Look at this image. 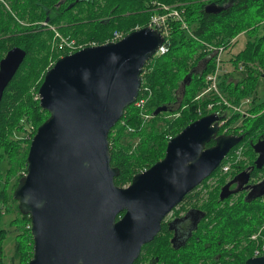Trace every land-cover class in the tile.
Wrapping results in <instances>:
<instances>
[{
	"label": "water",
	"instance_id": "water-1",
	"mask_svg": "<svg viewBox=\"0 0 264 264\" xmlns=\"http://www.w3.org/2000/svg\"><path fill=\"white\" fill-rule=\"evenodd\" d=\"M204 9L216 13L221 7L208 3ZM162 41L145 25L116 42L67 53L45 71L37 98L49 116L30 140L26 174L13 192L20 212L30 217L28 264H132L172 207L242 139L218 134L220 117L207 113L171 137L164 156L128 185L114 184L119 170L110 165L108 133L137 98L142 68ZM24 57L14 46L0 60V102ZM168 109L158 106L151 116ZM252 148L253 167L261 169L264 139ZM242 175L246 183L249 173ZM246 264H264V254Z\"/></svg>",
	"mask_w": 264,
	"mask_h": 264
},
{
	"label": "trees",
	"instance_id": "trees-1",
	"mask_svg": "<svg viewBox=\"0 0 264 264\" xmlns=\"http://www.w3.org/2000/svg\"><path fill=\"white\" fill-rule=\"evenodd\" d=\"M49 2L52 3L53 0ZM158 3L176 5L182 10L191 34L182 29L177 21L169 20L170 36L167 51L151 57L141 71V86L137 98L149 95L144 112L152 115L154 109L161 105H166L170 109L144 119L140 109L132 103L124 109L122 117L108 133L110 165L119 170L114 178V184L117 186H126L135 173L161 159L169 137H173L187 124L209 112L205 109L209 101L219 108L221 111L219 117L224 121L218 134H228L233 130L238 136L243 137L235 146L241 147V156L232 159L229 169L237 171L243 169L248 162L252 163L255 158L252 144L264 128V99L261 95L252 97V105L247 116L230 112L220 96L202 98L201 101L195 98L205 86V75L215 66L213 58L211 59L209 55L212 53L205 49L202 42L215 46L223 45L228 50L231 44L229 41L241 33L246 35L243 47L236 53L229 54L224 61L232 62L235 69L243 68L245 74L238 80L227 78L226 74H223L219 85L223 98L230 104H239L242 99L257 92L256 86L264 76V0H79L74 4L77 9L75 17L69 9L64 10L69 13L61 17L66 22L78 21L75 29L67 25L58 27V30L62 35L74 38L78 42L102 44L114 31L128 33L136 27L147 25L150 14ZM208 3L216 4L221 9L216 13L206 12L204 6ZM43 19L48 20V17L44 16ZM56 19L57 17L50 19L49 22L56 24ZM51 37L52 33H49L48 38L42 40L39 33H28L23 38H14L13 44L24 47L26 56L4 89L0 102V162L6 161L10 165L4 177L14 173L15 165L23 167L26 174V155L30 140L37 127L49 116V113L39 106L37 91L50 59L55 61L60 55L66 54L62 51L50 52L48 39ZM5 49L4 47L3 50ZM32 87L34 92L30 93ZM198 109H201V114H198ZM238 117L241 119L239 125L234 123ZM248 117L254 119L250 129L245 123ZM158 122L163 125L159 131H155ZM239 129L242 131L239 132ZM126 135L138 139L134 148L121 140ZM252 137L254 139H251ZM246 140H250L251 144L245 150L243 142ZM23 143L25 145H22ZM213 143L212 139L206 146ZM225 161L226 159H223L210 176L215 184L208 205L215 213L214 219H217L218 224L226 230V237H233L239 246L264 222V198L250 201L239 197L232 205L225 200L224 207L215 208L216 193L226 178V175L218 174V170L222 171L221 166ZM259 171L254 169L253 173ZM2 176L0 172V182ZM206 188H209V185H206ZM5 190L0 186V213L7 209ZM15 210L21 217L23 226L20 231L16 230L10 263L27 264L32 256L33 243L30 217L21 213L18 205ZM16 220L17 217H14L11 225ZM26 232L28 236L21 241L19 237ZM3 236L4 229L0 226V264H5L1 242ZM253 248L254 243L249 241L237 255L236 263L242 264L250 257Z\"/></svg>",
	"mask_w": 264,
	"mask_h": 264
},
{
	"label": "flooded vegetation",
	"instance_id": "flooded-vegetation-1",
	"mask_svg": "<svg viewBox=\"0 0 264 264\" xmlns=\"http://www.w3.org/2000/svg\"><path fill=\"white\" fill-rule=\"evenodd\" d=\"M49 1L0 0V60L4 58L7 52L14 46L24 50V47L14 45L13 42L14 38H23L28 33H39L40 39L42 40L47 39L48 34L52 33V37L48 39L50 52L52 53L59 52L60 49L66 52L68 48L65 41L74 40L76 42V39L62 35L58 27L70 25V28L75 29L74 26L78 21L72 20L71 22H66V20L61 19V17H65L69 12L75 17L77 9L74 4L79 0H53L52 3ZM66 9H69L68 13L64 12ZM44 16L48 17V20L43 19ZM55 17H57L55 20L56 24H51L49 22L50 19H54ZM44 31H47L46 37H43ZM56 33H58V35H56ZM64 46L66 47L65 49H63ZM4 47L6 48L5 50H3ZM62 52L65 53L64 51ZM61 56L63 55L59 57ZM55 61L50 59L49 64L53 65ZM197 100L201 101L202 98H198ZM207 113L209 112L205 114ZM220 115L221 114H219V116ZM238 131L241 132L242 130L239 129ZM228 134L236 133L231 130ZM259 139H264V128L258 133L254 143ZM256 157L257 153H255V158ZM255 158L252 163L248 162L243 169L237 171H235L236 169H229L228 171L218 170V174L226 175V178L224 184L218 188L216 193L215 208L220 209L224 207L225 200H228L229 205H232L239 197L250 201L263 200L264 169L262 168L264 166L261 168L262 170L258 169L260 170L258 173H253L254 169H256L253 167ZM242 171H247L249 173V180L246 183L243 182L245 175L238 176ZM211 174L208 177H210ZM205 179L187 193L182 200L173 206L165 215L160 223L158 232L150 242L142 245L138 257L132 264H237V255L242 252L249 241L253 242L250 240L251 234L249 238L242 241L239 246H237L233 237H226V230L218 224L217 219H214L213 215L215 213L210 210L208 205V201H210L212 197L211 191L215 182L211 180V177L204 181ZM226 184H229L224 192V195H227L221 197V189ZM206 185H209V188H206ZM234 190L237 191L235 192ZM5 206L7 209L1 211L0 217L6 211H10V205L8 206L5 203ZM122 214L123 212L120 216ZM9 224L11 226V220ZM5 233L6 231L4 235ZM250 257H253V254H251ZM242 264H246V260Z\"/></svg>",
	"mask_w": 264,
	"mask_h": 264
},
{
	"label": "built area",
	"instance_id": "built-area-1",
	"mask_svg": "<svg viewBox=\"0 0 264 264\" xmlns=\"http://www.w3.org/2000/svg\"><path fill=\"white\" fill-rule=\"evenodd\" d=\"M169 20H174L180 23L181 28L187 31L188 33L191 34V29L184 19L183 11L180 10L176 5H168V4H157L156 7L154 8V11L151 12L149 21H148V26L156 29L162 36L163 41L162 43L158 46L157 50L153 54V56H159L163 53H165L168 49V43H169V36H170V26H169ZM139 27H136L134 29H137ZM126 33L122 31H114L111 37L106 41H113L116 42L120 40ZM58 35V33H56ZM236 37L232 38L229 43V49L226 50L223 45L222 46H215L209 43H204L202 42L203 46L205 47L206 50H208L211 54L210 57L211 59L213 58V63H214V69L209 71L204 78L205 81V86L199 91V93L196 95V99L198 98H210L213 96H220L223 99L224 104L227 106V109L230 110V112L234 113H240L244 116L249 115V107L250 105V99L248 97L244 98L241 100L239 104H230L228 103L222 96L221 88L219 83L221 82V79L224 77L223 74L228 75L230 78L232 77V72L225 67L229 61H224V58H222L224 52H229L230 47L234 45L236 41ZM65 44L67 46V51L68 53H72L78 49H81L85 46H90V45H95L94 43L92 44H82V43H76L74 40L70 41H65ZM152 56V57H153ZM225 63V64H224ZM224 64V65H223ZM241 69V68H240ZM148 96H141L139 98H136L134 101V104L137 108L140 109V112L144 119H148L151 115L147 114L144 112L146 102L148 100ZM219 104V102H217ZM246 107V108H245ZM207 110L209 113L210 111H213L216 115L219 116L221 114V111L219 110L218 107H214V103L209 101L207 106ZM212 108V109H210ZM215 108V109H213ZM232 109V110H231ZM198 114H201V109H198ZM218 126H221L224 121L221 120L220 118L217 121ZM123 124V122H121ZM128 130L131 131V128ZM226 131V130H225ZM171 137H169L170 139ZM241 147H236L233 150V155H228L223 158L226 159L225 163L221 166L222 171H228L232 162V159H238L241 156ZM223 161V160H222ZM222 163V162H221ZM25 175V174H24ZM250 240L253 241L254 243V248H253V257L261 256L264 254V223L258 227L253 233L250 235Z\"/></svg>",
	"mask_w": 264,
	"mask_h": 264
},
{
	"label": "rangeland",
	"instance_id": "rangeland-1",
	"mask_svg": "<svg viewBox=\"0 0 264 264\" xmlns=\"http://www.w3.org/2000/svg\"><path fill=\"white\" fill-rule=\"evenodd\" d=\"M46 35H47V31H44L43 37H46ZM245 40H246L245 33H241L240 35H238L234 45L230 47V51L228 53L224 52L222 58L226 59L229 54L231 55L232 53H236L238 50H240L243 47ZM76 43H82V42L76 41ZM82 44H85V43H82ZM65 48L66 47L64 46L63 49H65ZM60 51L65 52V50H61V49H60ZM66 52L68 53L67 49H66ZM49 67H50V64H49L48 68ZM225 67H227V69L232 72L231 78H233L234 80L241 79L245 74V70L243 68L242 69H235L232 62L227 63V65H225ZM227 78H229V76H227ZM257 86H256V89L258 88L257 92L252 93L248 97L250 99V105H252V97L254 95H257V96L261 95V97L264 98V76L260 78ZM30 90H31L30 93H33L34 87H32ZM178 94H180V93L178 92ZM253 120L254 119L252 117L251 118L248 117L246 119L245 123H246V127L248 129L251 128V126L253 124ZM240 121H241V119H240V117H238V119H236V121L234 123L239 125L241 123ZM162 125H163V123L158 122L156 127H155V131H159L162 128ZM251 139H254V137H252ZM121 140L126 144H131V146L133 148L137 145V142H138V139L136 137H130L128 135H126V137L122 138ZM243 144H244L245 150H246L249 148L251 141L246 140L245 142H243ZM22 145H25V144L23 143ZM234 147L226 154V156L233 155ZM15 166H16V168L13 169L14 173L13 174L11 173L9 176L6 175L4 177L5 171H7V169L10 168V165L6 161L0 162V172L3 175L2 180L0 182V186L4 187V189H6L5 190L6 191V201L5 202L8 206L10 205V211L9 212L6 211L0 217V219H1L0 225H1V227H3L4 232L6 231L5 235L2 238L3 260L5 261L6 264H11L10 258H11V255L13 254V251H14V241H15L14 239H15V234L17 233L16 230L18 229V231H20L21 227L23 226V221L21 220V217L18 215V213L15 210V207L18 205V201L13 197V192H14L15 188L17 187V185L19 184V182L21 181V179L24 177L25 173H24L23 167H19L17 165H15ZM13 198L15 201H13ZM14 217H17V220L14 223H12V225L10 226L9 222H10V220H13ZM27 236L28 235L26 232V234L19 237V239L21 241H23L26 239ZM27 264H28V262H27Z\"/></svg>",
	"mask_w": 264,
	"mask_h": 264
}]
</instances>
